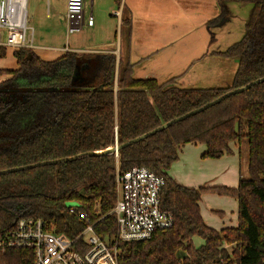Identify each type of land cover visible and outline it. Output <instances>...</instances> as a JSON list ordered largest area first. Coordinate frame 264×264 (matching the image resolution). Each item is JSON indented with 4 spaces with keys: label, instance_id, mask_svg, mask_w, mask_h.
<instances>
[{
    "label": "trees",
    "instance_id": "trees-1",
    "mask_svg": "<svg viewBox=\"0 0 264 264\" xmlns=\"http://www.w3.org/2000/svg\"><path fill=\"white\" fill-rule=\"evenodd\" d=\"M114 1L120 8L122 0ZM215 1L223 15L227 3L250 6L242 37L218 53L238 63L225 88L182 89L175 79H134L132 65H116L113 54L67 52L45 61L33 49L13 50L17 69L0 70V77L8 78L0 83V171L120 146L263 78L264 0ZM6 54L0 47V59ZM242 140L247 143L248 177L240 178L236 188L191 189L168 175L188 144L203 146L201 158L210 160L230 154L231 144ZM131 167H145L164 180L160 209L173 223L145 241L118 243L119 264H264V81L116 155L0 175V242L19 220L30 218L71 240L86 224L98 237L112 239L117 231L110 214L117 198L115 172ZM204 193L237 201V227L216 230L205 225L199 210ZM71 204L80 205L88 220L70 214ZM196 237L202 245L195 247ZM82 243L80 238L74 248L85 252ZM33 260L31 249L0 247V264Z\"/></svg>",
    "mask_w": 264,
    "mask_h": 264
},
{
    "label": "crops",
    "instance_id": "crops-1",
    "mask_svg": "<svg viewBox=\"0 0 264 264\" xmlns=\"http://www.w3.org/2000/svg\"><path fill=\"white\" fill-rule=\"evenodd\" d=\"M233 6L227 3L228 13L223 15L215 0H122V10L119 8L117 14H123L129 22H125L124 41L120 36L116 49L74 52L113 54L116 65H132L134 79L150 78L159 83L175 79L174 84L182 89L225 88L228 77L233 80L238 67L236 61L218 55L231 46L225 43V36ZM10 51L13 56L14 51ZM230 149V154L209 160L201 158L203 146L188 144L180 149L168 175L176 184L191 189L236 188L240 178L247 177V152L246 169L242 171V144L232 143ZM199 210L207 227H237V201L232 197L204 193Z\"/></svg>",
    "mask_w": 264,
    "mask_h": 264
},
{
    "label": "built area",
    "instance_id": "built-area-1",
    "mask_svg": "<svg viewBox=\"0 0 264 264\" xmlns=\"http://www.w3.org/2000/svg\"><path fill=\"white\" fill-rule=\"evenodd\" d=\"M66 33L72 35L92 25L90 16L85 23L86 0H63ZM27 0H0V47L34 50L32 30L28 27ZM115 15L118 16L117 12ZM30 32L28 33V31ZM63 53L72 52L62 47ZM116 202L110 214L115 217L116 235L102 239L94 234L92 225L86 224L75 239L59 235L40 219L19 220L15 228L0 242L2 248H25L34 253L33 264H119L118 243L145 241L153 232L171 227L172 216L160 209V190L164 183L147 168L131 167L115 172ZM80 206V205H79ZM79 206L71 205L70 214L87 221L88 214ZM94 213H98V203ZM83 238L87 250L77 251L74 243Z\"/></svg>",
    "mask_w": 264,
    "mask_h": 264
},
{
    "label": "rangeland",
    "instance_id": "rangeland-1",
    "mask_svg": "<svg viewBox=\"0 0 264 264\" xmlns=\"http://www.w3.org/2000/svg\"><path fill=\"white\" fill-rule=\"evenodd\" d=\"M27 1L28 27L32 30L34 41L33 51L45 61H52L61 56L63 52L59 49L62 47H68L73 52L79 49H85L87 51L94 49L107 50L108 48L116 46L120 36L123 37L122 42L124 41L126 27L124 22L125 16L123 14L122 16L114 15L119 9L114 0H86L84 8L85 23L87 24L91 14L92 25L90 27L85 26L82 30L72 35L66 33L64 20L65 2L63 0ZM249 10V5L238 3L233 6L230 13L231 25L227 24L229 29H226V44H234L239 41L241 30L244 31L242 23L246 20L250 12ZM232 60L235 61L234 59ZM0 69H17L10 49L7 50L6 57L0 59ZM228 78L230 81L227 79L226 86L231 84L232 79H230L231 77ZM6 79L8 78L5 76L0 77V83ZM176 86L182 87L178 83ZM241 144L243 149L240 162L241 170L243 171V169H246L245 157L247 150L245 149L247 148V143L245 140H242ZM2 145L6 144L3 143ZM71 205L75 206V204ZM192 243L196 247L202 245V240L196 237Z\"/></svg>",
    "mask_w": 264,
    "mask_h": 264
},
{
    "label": "water",
    "instance_id": "water-1",
    "mask_svg": "<svg viewBox=\"0 0 264 264\" xmlns=\"http://www.w3.org/2000/svg\"><path fill=\"white\" fill-rule=\"evenodd\" d=\"M115 75H116V72H115ZM115 75H114V79H115ZM263 81H264V77L257 79L256 81L250 82L249 84L245 85L244 87H241L240 89L227 91L224 93L223 96L217 98L216 100H213V101L209 102L208 104H206V105H204L198 109L191 110L190 113H187L183 116L176 117L174 120H171L167 123H164V124L160 125L158 128H155L152 131L145 133L142 136L137 137L133 140H130V141H128L125 144H122L120 146L114 145L107 150L99 151V152L94 151V152L80 153V154H77V156L68 157V158H61V160L44 161L43 163L31 164V165L24 166V167H14V168H11L8 170L0 171V175L12 173V172H17V171H24V170H28V169H32V168H36V167H43L44 165H53V164L61 163V161L62 162H73V161H77V159H81V158L89 157V156H94V155H101V154L110 155L112 153L116 155L120 149L125 148L127 145L143 141V139L147 138L148 136L159 133V131L165 130L166 128L175 124L176 122H179V121H182V120L187 119L189 117H192V115L201 113L202 111L207 110L208 107H211V106H214V105L220 103L221 101H223L225 98H228L229 96L241 94V92H243V91L249 89L250 87L256 85L257 83L263 82Z\"/></svg>",
    "mask_w": 264,
    "mask_h": 264
},
{
    "label": "flooded vegetation",
    "instance_id": "flooded-vegetation-1",
    "mask_svg": "<svg viewBox=\"0 0 264 264\" xmlns=\"http://www.w3.org/2000/svg\"><path fill=\"white\" fill-rule=\"evenodd\" d=\"M3 100H4V99H2V98L0 99V101H3Z\"/></svg>",
    "mask_w": 264,
    "mask_h": 264
}]
</instances>
